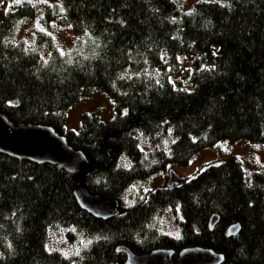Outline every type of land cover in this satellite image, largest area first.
Wrapping results in <instances>:
<instances>
[{
	"label": "trees",
	"instance_id": "1",
	"mask_svg": "<svg viewBox=\"0 0 264 264\" xmlns=\"http://www.w3.org/2000/svg\"><path fill=\"white\" fill-rule=\"evenodd\" d=\"M57 1L44 11L23 3L0 12V112L14 124L51 126L82 150L93 170L80 177L92 193L120 200L153 172L186 166L220 141L264 146V0L198 1L189 11L181 0ZM36 9L78 35L70 50L45 58L15 42L19 22ZM95 92L112 101L115 116L103 122L98 111L84 113L66 132L67 112ZM77 180L0 153V264H124L119 245L138 254L199 246L223 254L221 264H264V172L247 173L237 159L144 192L107 220L78 206ZM168 212L178 236L156 225ZM236 222L239 233L227 237ZM56 231L89 242L66 255L48 246Z\"/></svg>",
	"mask_w": 264,
	"mask_h": 264
},
{
	"label": "rangeland",
	"instance_id": "2",
	"mask_svg": "<svg viewBox=\"0 0 264 264\" xmlns=\"http://www.w3.org/2000/svg\"><path fill=\"white\" fill-rule=\"evenodd\" d=\"M198 1L224 3L226 0H181L182 9L189 11ZM23 3L38 4V9L44 11L46 6H54L58 4V1L20 0L19 3H16V0H0V12L15 11ZM38 9H36L32 18L22 19L19 22L13 37L15 42L29 46L45 58L54 50L59 53H65L70 50L74 46L78 35L75 34L70 27L57 25L48 20V18L46 19L45 16H41V12H39ZM94 111H98L99 118L103 122H107L115 116L112 101L101 93L95 92L88 96V98L81 100L67 112L68 117L65 124V131L77 130L82 114ZM140 140L144 150L148 151L153 148L145 139ZM161 145V147L168 150L170 146L169 134L161 141ZM230 158L240 161L247 173L253 171L264 172V146L253 145L247 140H239L234 143L220 141L213 147L205 148L195 154L186 166L168 165L166 171L157 172L144 183L132 185L120 198L119 204L120 206L130 205L135 202L138 197H143L144 192L165 187L168 183L169 171L171 169H173L178 176L188 179L194 176L196 171L205 164L209 162H222ZM175 215L168 212L157 219L156 225L163 234L168 236L179 235L180 229ZM66 233L67 231H56L51 233L48 244L49 248L51 250H58L66 255H72L78 253L82 247L89 242L88 238L84 235L78 236L73 241H68L64 236Z\"/></svg>",
	"mask_w": 264,
	"mask_h": 264
},
{
	"label": "water",
	"instance_id": "3",
	"mask_svg": "<svg viewBox=\"0 0 264 264\" xmlns=\"http://www.w3.org/2000/svg\"><path fill=\"white\" fill-rule=\"evenodd\" d=\"M0 153L38 164L50 163L79 176L87 175L93 170L83 154L73 150L68 145L66 137L56 133L51 127L14 124L1 112ZM184 181L185 178L178 176L173 169L169 171L168 187ZM74 195L81 209L97 219L107 220L120 213V204L117 200L92 193L82 183L75 186ZM218 221L219 216L212 215L208 229L213 231ZM240 229L239 222L231 224L226 231L227 237H235ZM115 250L124 254V264H221L224 260L223 254L199 246L182 249L177 254L167 248L154 249L146 254L135 253L125 246H118Z\"/></svg>",
	"mask_w": 264,
	"mask_h": 264
},
{
	"label": "bare ground",
	"instance_id": "4",
	"mask_svg": "<svg viewBox=\"0 0 264 264\" xmlns=\"http://www.w3.org/2000/svg\"><path fill=\"white\" fill-rule=\"evenodd\" d=\"M38 125H41V124H38ZM43 126H48V125H43ZM48 127H51V126H48ZM52 128V127H51ZM53 129V128H52ZM54 131H55V129H53ZM56 132V131H55ZM56 133H58V132H56ZM59 134V133H58ZM66 137V136H65ZM66 139H67V137H66ZM67 143H68V141H67ZM68 145H69V143H68ZM70 146V145H69ZM70 147H72V146H70ZM170 147V146H169ZM162 148H164V147H162ZM72 149L73 150H75V151H78V152H80V153H82L83 154V156L88 160V158L86 157V155H85V153L82 151V150H80V149H75V148H73L72 147ZM164 150H166L165 148H164ZM16 159V158H15ZM89 161V160H88ZM126 161V162H125ZM31 162V161H30ZM122 162V163H121ZM131 161L126 157V156H123V157H121L120 158V161H119V163H121V166L122 167H125V168H130V165H131V163H130ZM32 163H34V162H32ZM89 163H90V161H89ZM36 164H38V163H36ZM43 164H50V163H43ZM38 165H41V164H38ZM51 165H53V164H51ZM90 165L92 166V164L90 163ZM54 166H56V165H54ZM58 167V166H57ZM92 168H93V166H92ZM168 168V166L166 167V169ZM60 169H62V168H60ZM62 170H64V169H62ZM65 171V170H64ZM161 172H163V171H161ZM68 173V172H67ZM156 174V172H153L149 177H147L146 179H144L143 181H138V183H144V182H146V181H148L153 175H155ZM72 175H76V176H78V180L76 181V183H75V185H74V188H75V186L78 184V183H82L84 186H86L85 185V182H84V180L79 176V174H77V173H75V174H72ZM74 188H73V195H74ZM101 196V195H100ZM74 197H75V195H74ZM103 198H107V199H115V200H117L118 201V203L120 202L119 201V199H117V198H108V197H104V196H102ZM75 200H76V198H75ZM76 202H77V200H76ZM77 204H78V202H77ZM78 206H79V204H78ZM80 207V206H79ZM81 208V207H80ZM83 210V209H82ZM84 211V210H83ZM86 212V211H85ZM159 229V228H158ZM160 231V230H159ZM161 232V231H160ZM162 233V232H161ZM119 246H124V245H119ZM118 247V246H117ZM125 247H127V246H125ZM177 254V253H176Z\"/></svg>",
	"mask_w": 264,
	"mask_h": 264
},
{
	"label": "snow or ice",
	"instance_id": "5",
	"mask_svg": "<svg viewBox=\"0 0 264 264\" xmlns=\"http://www.w3.org/2000/svg\"><path fill=\"white\" fill-rule=\"evenodd\" d=\"M20 2V0H16V3H19Z\"/></svg>",
	"mask_w": 264,
	"mask_h": 264
},
{
	"label": "clouds",
	"instance_id": "6",
	"mask_svg": "<svg viewBox=\"0 0 264 264\" xmlns=\"http://www.w3.org/2000/svg\"><path fill=\"white\" fill-rule=\"evenodd\" d=\"M64 136V135H63Z\"/></svg>",
	"mask_w": 264,
	"mask_h": 264
}]
</instances>
